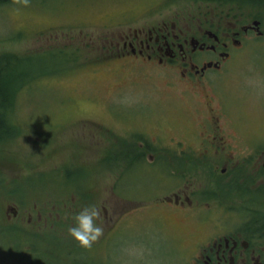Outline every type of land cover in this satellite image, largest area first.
<instances>
[{"label": "rangeland", "instance_id": "374dc122", "mask_svg": "<svg viewBox=\"0 0 264 264\" xmlns=\"http://www.w3.org/2000/svg\"><path fill=\"white\" fill-rule=\"evenodd\" d=\"M257 2L255 11L264 19V4ZM156 3L160 8L150 10L152 15L149 18L160 16V19H165L178 13L181 19H186L190 12V0H16L0 4V55L10 53L14 56L9 61L10 69L14 67V70L0 72V83L11 94L10 107L5 113L10 129L8 133H11L0 139V178L5 179L0 186L3 187L0 189L1 205L5 199L2 197L8 194L16 195L14 200L24 206L31 205V199L47 195L48 209L52 204H61L60 198H69L71 193L85 194L88 202L83 204L95 205L99 209L105 205V199L117 184L112 175L119 177L121 172L96 167L98 181L94 184L89 179L92 170L85 165L95 155L62 148L63 138L69 135L68 130H78L76 119H88L84 117L88 115L103 119L106 114L107 118H112L116 130H148V134H161L166 138L194 130V126L197 128L199 120L191 108L185 107V113L174 108V102L182 104L186 101L169 92L166 78L144 77L132 74L129 68H119V64H102L108 60L102 59L100 49L103 48L96 47V41L103 36L110 39L118 30L127 27L122 22L135 16L149 19L146 15L140 17L143 9ZM258 38L255 35L247 37L240 51L234 52L218 87L223 91L226 115V118L225 115L221 117V121L227 120L224 129L231 134L233 144L264 149V37ZM19 74L25 75L21 81ZM109 97L114 98L116 104L125 103L119 106L125 110L118 112L120 110H113L115 107H111L112 110L106 108L105 99ZM136 103L135 108L127 110L130 104ZM194 132L190 131L188 135ZM36 135L47 137L36 141ZM46 139L50 145L47 148V166L39 148L44 146ZM42 158L44 164L38 162ZM28 163V169L20 167ZM1 164H5L6 169H2L4 166ZM124 177L127 184L129 180V186L124 189L121 183L116 187L125 198L135 201L148 200L153 195L167 192L174 184V178L166 168L159 166H135ZM203 177H198L197 181L190 178V187L199 189ZM140 181L147 183L144 191L139 190L142 186ZM35 202L42 205L41 201ZM159 208L164 214L165 225L170 229H160L165 235L152 232L150 239L141 242L147 244L145 248L153 246L156 251L137 252L131 247L133 245L121 239L122 245L110 246L108 254H104V249H108L105 242L98 249H79L74 255L78 261L74 262L68 253L74 250L67 251L63 246L68 236V231L63 229L62 233L47 232V236L56 234L58 241L55 245L47 242V263L136 264L137 260L133 259L138 257L143 260L137 264H165V252L177 240L171 231L191 229V223L187 224L182 218L184 212L178 213L169 204L152 201L132 210L145 220L138 226L146 225V230L151 232V224L154 229L155 224L162 225L160 218H154L156 223H151L152 210ZM134 219L138 222L136 216ZM125 233L128 235L129 231ZM2 261L13 264L8 256L3 255L0 241ZM39 262L44 261L39 259Z\"/></svg>", "mask_w": 264, "mask_h": 264}, {"label": "flooded vegetation", "instance_id": "af4514ba", "mask_svg": "<svg viewBox=\"0 0 264 264\" xmlns=\"http://www.w3.org/2000/svg\"><path fill=\"white\" fill-rule=\"evenodd\" d=\"M251 2L190 0V12L186 19H181L178 13L165 19H160V16L151 19L149 11L160 8L156 3L143 9L142 15L139 14L140 17L146 15L150 20L135 16L130 21L122 22L127 27L118 30L112 38L103 36L96 41V47L103 48L100 49L102 57L108 58L111 64L129 68L132 74L166 78L169 92L178 94V99L186 101L183 105L175 104L176 108L182 113L187 107L191 108L199 122L194 130H185L180 132L182 135L166 138L141 130H116L112 118H107L106 114L103 119L92 116L93 119L88 115L84 116L88 119L74 121L78 130H68L69 135L63 138L62 148L95 155L85 165L93 172L89 179L94 184L98 181L97 172L94 171L96 167L125 170L126 158L123 161V157L126 154L130 162L143 159L146 164H155L167 155L171 170L169 174L174 178V184L166 193L153 195L148 200L121 199L117 197L116 185L124 183L125 189L129 186V180L127 184L125 178L113 174L112 179L117 184L105 199V205H101V209L96 206L100 213L97 222L102 225L103 234L91 247L85 248L75 242L68 232L63 246L67 251L74 250L70 251L71 259L75 258V250L98 249L103 242L108 245L104 254H108L110 246L122 245L121 239L140 253L155 250L153 246L145 248L147 244L141 242L150 239L152 232L165 235L160 229H170L163 221L162 210H152L151 219L160 218L163 224H155L156 229L151 224V232L146 230V225L138 226L145 220L132 211L154 201L169 204L178 213L184 212L182 218L187 224L191 223V229L171 231L174 240H177L165 252V264H264V201H261L264 200V151L250 145L244 148L233 144L231 134L224 129L227 120L221 121L225 109L223 91L218 87V82L226 75L224 68L234 57V52L240 51L247 37L257 36L254 22L258 21L259 29L262 28V17L253 8L257 7V3ZM124 104H116L115 99L109 97L105 99L104 106L110 110L115 107L113 110L122 112L125 109L119 106ZM137 105L130 104L127 110ZM89 123L90 126H87ZM190 131L195 132L188 135ZM46 137L35 136L36 141ZM49 146L46 139L44 146L39 147L46 164L43 158L38 162L46 166ZM1 165L4 166L2 169H6L5 164ZM156 165L162 167L160 165L165 166V162L161 160ZM24 166L28 168L29 163ZM209 169L215 178L208 176ZM202 176V183L198 185L201 187L193 190L190 178L197 181ZM4 180L0 178V186ZM213 180L222 183L225 192L208 196L210 188L207 183ZM140 182L142 186L139 190L144 191L147 183ZM15 197L8 194L2 197L5 198L4 203L0 204L3 255L8 256L13 264H50L47 263V232L68 231L74 223L75 214L89 205L83 204L88 202L87 197L85 194L71 193L69 198H60L61 204H52L48 209L47 195L45 198L31 199L29 206L18 203ZM35 201H41L42 205ZM127 230L128 235L125 233ZM39 259L44 262H39ZM133 260H137V264L143 259L136 257ZM0 264L5 263L2 261Z\"/></svg>", "mask_w": 264, "mask_h": 264}, {"label": "trees", "instance_id": "16d2710c", "mask_svg": "<svg viewBox=\"0 0 264 264\" xmlns=\"http://www.w3.org/2000/svg\"><path fill=\"white\" fill-rule=\"evenodd\" d=\"M15 1L16 0H6V1L5 0L4 1L3 0H0V4H3L4 2L11 3V2H15ZM251 1H253V2L256 1L257 7H258L257 0H250V2ZM258 1H259V3L261 2V3L264 4V0H258ZM253 8H254V11L257 10L255 7H253ZM260 8H261V6H260ZM261 19L263 20L262 23H263V27H264V19L263 18H261ZM258 39L260 40L262 38L259 37ZM12 57H14V56L12 54H10V53H4V54H1L0 55V72L2 71V73H4V72H7V70H11V71L14 70V67L12 69H10L11 66H9V64H10L9 61L13 59ZM4 65H5V68L3 69L2 67ZM18 76H19V79L21 81L22 78L25 75L24 74H19ZM0 79H2V78L0 77ZM10 95L11 94H10L8 88L6 86H3L0 83V139H1L2 136L7 135V133L10 130L8 124H6L7 115L5 114L6 113V110L10 107V105H9V102L11 100ZM7 122H8V120H7ZM10 133H8V135H10ZM125 158H126V168H125V170H122V171L120 170L121 171L120 176H119L120 178H124V175L126 173L130 172L135 166H143V165H146V166H153V167L155 166L156 167V166H158V165H156L158 163V161H161V160H163L165 162V166L162 165V168H166V172L168 171L170 173V171H171L169 169V166H168V163H167V160H166V159H169L167 155H165V158L162 157V159H159L157 162H155V164L154 163H147L146 164L143 159L142 160H140V159L137 160L138 162L137 161L130 162L129 156H127V154L123 157V161H125ZM207 173H208V176L210 178L213 176L212 175V172H211V169H209L207 171ZM207 186L211 190V191L210 190L208 191V193H210L208 196H211L214 193L221 194L222 192H225L224 187H223V184L222 183H219V182H216L215 180L208 182L207 183ZM55 236H57V235L56 234H51V235L47 236V242L50 243L51 245H53V244L55 245L58 242ZM79 249H77L75 251H79ZM80 250H82V249H80ZM68 252L71 253L70 251H68Z\"/></svg>", "mask_w": 264, "mask_h": 264}, {"label": "clouds", "instance_id": "9594fccd", "mask_svg": "<svg viewBox=\"0 0 264 264\" xmlns=\"http://www.w3.org/2000/svg\"><path fill=\"white\" fill-rule=\"evenodd\" d=\"M100 213L95 205L82 207L74 216V223L69 226V235L81 246L91 247L103 234V227L98 223Z\"/></svg>", "mask_w": 264, "mask_h": 264}, {"label": "water", "instance_id": "95a60500", "mask_svg": "<svg viewBox=\"0 0 264 264\" xmlns=\"http://www.w3.org/2000/svg\"><path fill=\"white\" fill-rule=\"evenodd\" d=\"M255 24H258V22H256Z\"/></svg>", "mask_w": 264, "mask_h": 264}]
</instances>
